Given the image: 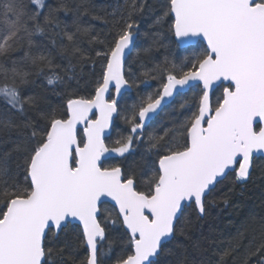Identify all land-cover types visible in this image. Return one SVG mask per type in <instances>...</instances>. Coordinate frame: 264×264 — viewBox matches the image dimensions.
<instances>
[{
    "label": "snow or ice",
    "instance_id": "1",
    "mask_svg": "<svg viewBox=\"0 0 264 264\" xmlns=\"http://www.w3.org/2000/svg\"><path fill=\"white\" fill-rule=\"evenodd\" d=\"M146 4L147 0H125L127 14L114 21L109 44L91 36L90 43L104 47L95 52L103 58L102 71L89 98L72 87L76 65L71 57L90 59L76 46L75 37L90 35L91 27L80 26L77 16L76 31L63 32L73 45L70 52L66 46L60 48L69 59L68 68L63 76L53 71L48 78L50 85H65L59 112L40 107L39 98L24 95L22 89L31 76L56 67L50 53L33 52V37L59 28L56 13L71 11L67 0L55 9L46 0H0V99L20 117L17 121L0 115V131L15 133L18 149L19 141L30 144L22 181L13 174L7 157L0 156V264H53V257L70 246L65 243L56 250L52 238L58 239L73 222H79L88 250L81 264H101L112 250L105 226L117 223L103 215L104 197L115 201L125 229L127 251L115 264H167L161 260L165 246L187 232V211L205 215L211 203L208 197L218 186L230 177L233 184L246 182L255 171L254 153H264V126H260L264 121V0H167L156 22L174 16L169 31L181 43L199 47V39L206 44L180 65L165 57L163 66L144 72L146 79L141 82L159 78V88L121 113L115 97L122 88L137 86L134 77L125 78L126 50L131 51L139 27L133 17L143 13ZM76 7L83 9L81 15L87 14L86 3ZM185 88L198 90L194 103L181 102L180 118L146 132L145 122L163 110L162 102L183 95ZM30 109L35 111L33 116L28 114ZM114 114H122L130 127L129 134L121 135L110 148L104 142L105 132ZM79 125L83 128L78 137ZM142 144V176L147 180L139 179L132 165H102L105 154L116 153L127 160ZM209 247L211 255L199 264H227L241 248V264H264V217L241 222L234 237L213 239ZM61 260L63 264L62 256Z\"/></svg>",
    "mask_w": 264,
    "mask_h": 264
},
{
    "label": "trees",
    "instance_id": "2",
    "mask_svg": "<svg viewBox=\"0 0 264 264\" xmlns=\"http://www.w3.org/2000/svg\"><path fill=\"white\" fill-rule=\"evenodd\" d=\"M60 2L61 0H46V4L52 9L57 8ZM67 2L71 11L67 14L63 11L56 13L60 22L59 28L48 29L44 35L33 37L35 42L33 52L38 51L46 55L50 53L56 67L54 69L45 68L42 73L31 76L30 83L24 85L22 89L24 95L38 97L40 107L55 108L59 112L63 111L61 105L64 99L65 85L59 83L50 85L48 78L53 71L63 76L65 69L68 68L69 59L60 54V48L62 45L66 46L70 52L73 45L63 35V32L72 33L76 31L77 24L74 21L77 16H80V26L91 27L90 35L77 33L75 37L76 46L90 59L80 60L79 55L71 57L72 63L76 65L75 79L71 81L72 87L79 96L89 98L95 94L96 82L99 80L102 71L101 62L103 58L96 57L95 52L104 47V45L95 42L90 43L91 36H97L99 40L109 44L115 34L114 21L119 19L122 14H127L125 0H67ZM81 3H86L88 9L86 15H81L83 9L77 10L76 6ZM166 3L167 0H147L144 12L133 17L139 25L135 32V35H138V40L135 51L128 58L126 70L127 78L131 80L134 77L137 86L133 87L132 93L126 94L123 98L120 104L121 113L133 104H138L141 97L150 93L154 94L159 88V78L148 79L147 83L141 82L146 79L142 75L144 72L155 68L157 65L163 66L165 57L180 65L185 57L190 59L194 54L201 51L198 49V51L179 49L175 43L174 34L169 31L170 17L165 18L160 23L156 22ZM157 33H159L158 37ZM53 39L56 41L55 45L51 42ZM154 39H159L160 43L154 44ZM29 70L35 71L34 68ZM68 74L71 75L72 72L69 71ZM151 74L156 75L154 72ZM219 95L220 92L217 91L216 96ZM176 106L173 105L172 108L168 109L163 117L152 125L153 128L150 132L161 125L170 126L172 121L180 118L181 114ZM28 114L33 116L35 111L30 109ZM0 115L11 116L17 121L20 119L3 99H0ZM119 116L114 126L112 145L116 137L120 138L121 135L129 134L130 125L124 121L122 114ZM18 143L19 149L17 148L15 133L9 134L7 131H0V156L7 157L13 174L17 180L22 181L26 149L30 147V144L26 141H19ZM144 148L145 145L142 144L136 150V154L129 156L127 160L125 158L123 160L116 159L107 162L105 167L132 165L137 169L138 178L147 180L146 176H142L144 161L141 160V157L144 154ZM254 164L255 171L248 181L233 184L234 178L230 177L229 180L218 186L217 190L208 197L211 203L207 205L205 215L200 216L194 209L187 211L186 215L189 221L187 232L184 235L177 234L175 239L166 244L165 254L161 257L162 262L166 261L167 264H181V262L183 264H199L201 258L207 259L211 255L212 249L209 245L213 239L218 242L221 239L228 240L236 235V230L241 222L253 220L258 222L261 217H264V161L262 159L256 160ZM144 186L141 184L142 189ZM225 199L228 201L227 205L224 203ZM102 212L104 216L110 215L112 219L117 220V223L115 225L109 223L105 226L106 239L112 241V250L103 258L101 264H115L117 258L127 251L124 247L125 229L119 223L115 209L105 205L102 207ZM80 231L78 225L68 226L60 233L58 239L52 238L53 247L56 250L64 248L65 243L70 246L64 248L63 253L53 257V264H62L61 256L64 258L63 264H81L86 258L88 250L82 242L83 238ZM223 246L225 245H221V247ZM168 249L171 250V254L168 253ZM243 253L244 250L241 248L235 254V259L228 258L227 264H241Z\"/></svg>",
    "mask_w": 264,
    "mask_h": 264
},
{
    "label": "flooded vegetation",
    "instance_id": "3",
    "mask_svg": "<svg viewBox=\"0 0 264 264\" xmlns=\"http://www.w3.org/2000/svg\"><path fill=\"white\" fill-rule=\"evenodd\" d=\"M170 22H171V24L172 23H174V17H170ZM138 40V39H137ZM174 40H175V43H176V45H178V43H177V41H176V37L174 36ZM136 43H137V41H136ZM197 44H199L200 46L199 47H189V48H185V49H182L181 47H180V45H178V47H179V49L180 50H185V51H188V50H202V48H203V45H205V43L204 42H202V41H198V42H196ZM136 45V44H135ZM135 47V46H134ZM136 48V47H135ZM197 50V51H198ZM134 51H135V49H134ZM133 51V52H134ZM133 54V53H132ZM131 54V55H132ZM130 55V56H131ZM129 56V57H130ZM128 57V58H129ZM127 58V59H128ZM128 61V60H127ZM127 61H126V64H127ZM125 70H126V66H125ZM185 70H187V69H185ZM126 79H128L127 78V70H126ZM133 92V88H132V90L131 91H129V92H126L125 93V95L126 94H130V93H132ZM217 93V92H216ZM113 96H114V90H113V92L111 93ZM125 95L121 98V100L118 102V107H119V110H120V104H121V102H122V100H123V98L125 97ZM198 95V90L197 89H191V90H186L185 92H183V95H180V96H176L172 101H171V104H169L168 106H166V107H164L163 108V110L160 112V114H159V116L157 117V118H155L152 122H150L149 123V125L148 126H146V128H145V131L146 132H150V130H152V125L156 122V121H158L159 119H161V117H163V114L164 113H166V111L168 110V109H170V108H172V106L173 105H177L176 106V108L178 109V112L181 114V110L179 109V105H180V103L181 102H183V101H188V103L189 104H192V103H194V100H195V97ZM194 110V109H193ZM186 114V113H185ZM120 116L119 115H117V118L115 119V122H116V120L119 118ZM114 126H115V124H114ZM114 126H113V132H112V135L109 137V138H107L106 139V143H107V146L108 147H113L114 146V144L112 145L111 144V141H112V139H114V138H112V136H113V133H114V131H115V128H114ZM119 137H116L115 138V140H117ZM146 139V138H145ZM135 146V145H134ZM136 147V150L138 149V147L139 146H135ZM135 154H136V151H135ZM127 155V154H126ZM123 160L124 158L123 157H120L118 154H116V153H114V156L112 157V158H109V159H107V160H105L103 163V166L105 167V164L107 163V162H111V161H113V160ZM260 159H262L263 161H264V159L263 158H256L255 159V161L256 160H260ZM254 161V162H255ZM107 206V205H109L111 208H113V209H115L113 206H111L110 204H104V205H102L101 206V208L103 207V206ZM117 209H115V211H116ZM74 226H76L75 224H73ZM73 225H69V226H73ZM60 234V233H59Z\"/></svg>",
    "mask_w": 264,
    "mask_h": 264
},
{
    "label": "water",
    "instance_id": "4",
    "mask_svg": "<svg viewBox=\"0 0 264 264\" xmlns=\"http://www.w3.org/2000/svg\"><path fill=\"white\" fill-rule=\"evenodd\" d=\"M173 17H174V16H173ZM137 39H138V35H134L133 43H132V45H130V49H131V51L126 50L125 66H126V61L128 60L127 58L133 53V51H134V49H135L134 46H135V44H136ZM176 41H177L178 45H180V47H181L182 49L192 47V46H190V45H187V44H183V43H181V42H180V38H178V37H176ZM198 41H200V40L197 39L196 42H198ZM202 42H204V43L206 44V41H202ZM125 78H126V70H125ZM113 90H114V89L110 86L109 92L112 93ZM131 90H132V88L129 89V90H127V91H126L125 89L122 88V89H121V95H120L119 97H115V98L117 99V103L121 100V98L125 95L126 92H129V91H131ZM186 90H188V88H185V89L183 90V92H185ZM175 97H176V95L174 94V97H173V98H166V100H168L169 102L166 103V104H165L164 102H162L161 108L163 109L164 107H166V106H168L169 104H171V101H172ZM106 98H107V97H106ZM118 109H119V107H118ZM93 112H96V114H97V116H98V112H97V110L93 109ZM160 112H161V111L158 110V115H156V116L152 119V121H153L155 118H157V117L159 116ZM117 115H118V114H114V116H113V123H112V126H111L109 129H107L106 132H105V141H104V142H105L106 145H107V143H106V139L109 138V137L112 135V132H113V126H114V124H115V119L117 118ZM152 121H151V122H152ZM145 123H146V126H148L150 122H147V121H146ZM260 126H264V121H261V122H260ZM82 128H83V125H79V126H78V137H79V134H80ZM105 156H106L107 158L102 157V161H101V162H102V165L104 164L103 162H104L105 160H107V159H109V158H112V157L114 156V153L105 154ZM256 158H263V159H264V153H254V161H255ZM102 201H103L102 205L108 203V204H110L111 206H113L115 209H117V206H115V201H112L110 197H104V198H102ZM102 205H101V206H102ZM73 224L79 226V222H73L71 225H73ZM79 227H80V226H79ZM105 233H106V232H105ZM59 235H60V234H59ZM169 242H171V240H170ZM169 242H168V243H169ZM98 253H99V250H98ZM98 258H99V255H98Z\"/></svg>",
    "mask_w": 264,
    "mask_h": 264
}]
</instances>
